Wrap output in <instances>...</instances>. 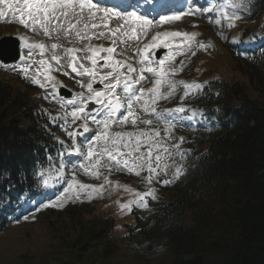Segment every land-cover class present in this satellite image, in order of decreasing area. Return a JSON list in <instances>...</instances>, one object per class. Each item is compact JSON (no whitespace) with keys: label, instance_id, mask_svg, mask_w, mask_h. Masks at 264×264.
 <instances>
[{"label":"snow or ice","instance_id":"snow-or-ice-1","mask_svg":"<svg viewBox=\"0 0 264 264\" xmlns=\"http://www.w3.org/2000/svg\"><path fill=\"white\" fill-rule=\"evenodd\" d=\"M245 7L244 0H225L212 7L168 10L171 14L156 13L158 19L155 16L149 19L147 13L116 11L101 7L93 0H0V22H17L26 30L53 41L48 44L34 41L27 35L20 36L25 52L19 57L22 64L12 70H18L31 84L44 89L47 93L45 100L60 106L61 113H49L48 118L53 124L59 122L71 139V147L65 150L68 155L80 156L86 161L78 171L95 179L103 178V183L99 185L85 184L77 179V171H73L56 201L44 206L62 208L71 200L90 201L102 197L106 186L121 187L110 180L113 172H127L139 177L141 172L146 171L143 179L148 184L161 174L167 175L170 165L164 161L170 157L172 149L179 150L184 138L180 137L176 144L170 143L174 139L176 124L168 121L165 113H184L186 109L181 106L160 112L157 110L158 103L172 98L178 88L184 90L182 100L203 91L207 82L174 79L186 66L183 60L179 65H173L178 55L191 51L193 47L206 50L211 45L196 41L198 34L195 32L180 31L156 32L142 47L139 42L148 37L151 29L199 12H216L227 19L231 27L232 22L241 17L235 11L229 13L228 9ZM113 19L119 23L110 27ZM215 23L220 24L221 20L216 19ZM61 37L69 46L60 42ZM181 37L182 40H176ZM93 40H106L109 46L95 45ZM129 41L138 42L130 57L123 48H118ZM161 48L169 51L162 59H157L155 53ZM191 54L194 56L196 53L193 51ZM65 69H70L77 77L87 78L75 81L82 91L68 99L59 95L58 89L63 84L53 75L54 72L69 75ZM149 79L152 87L145 88L142 82ZM96 84L102 87H94ZM195 115L193 112L188 119H193ZM150 117H155L157 126H153L154 120ZM129 127L132 130H127ZM90 132L94 134L86 137L82 144L77 143L78 136ZM59 143L63 145L64 141ZM178 154L184 157L183 152L178 151ZM63 155L60 154V167L55 169L57 182L65 175ZM105 171L108 175H104ZM181 174L182 169L177 168L174 175L178 178ZM38 176L45 189L53 186L51 169L41 170ZM161 182L166 185L171 181L165 179ZM135 197L132 201L119 204V207L128 211L134 204L147 208V197L156 199L153 189L136 192Z\"/></svg>","mask_w":264,"mask_h":264},{"label":"trees","instance_id":"trees-1","mask_svg":"<svg viewBox=\"0 0 264 264\" xmlns=\"http://www.w3.org/2000/svg\"><path fill=\"white\" fill-rule=\"evenodd\" d=\"M240 66L239 72L250 85L234 83L224 89L223 84L218 98L226 106L234 99L237 103L232 105L243 110V121L217 143L215 165L206 173L210 183L216 177L214 190L206 187L203 201L198 195L180 193L170 205L155 204L139 210L136 225L128 227L118 243L112 217L86 223V206L84 210L73 205L68 211L76 230L68 254L70 264H98L92 250L99 246L101 264L120 252L142 264H264V69ZM7 86V81L0 78V200L2 192L21 187V181L32 184L27 168L50 145L44 125L34 118L31 108L21 111L26 107L25 99L30 105L28 95L20 92L5 96L10 91ZM14 110L27 116L24 120L29 124L25 128L2 119ZM15 172L22 176L13 177ZM201 182L197 179L194 184L199 186Z\"/></svg>","mask_w":264,"mask_h":264},{"label":"rangeland","instance_id":"rangeland-1","mask_svg":"<svg viewBox=\"0 0 264 264\" xmlns=\"http://www.w3.org/2000/svg\"><path fill=\"white\" fill-rule=\"evenodd\" d=\"M16 27L21 26L17 22L12 25L9 23L0 24V37L12 32L17 33ZM23 33H26V29ZM13 68L14 66H0V72H6L9 77H13V74L18 73V70L14 71ZM68 71L70 72V69ZM71 77L87 79L77 77L75 73ZM113 182L118 183L121 187L106 186L102 197L92 199L94 203L93 213L99 217L111 216L114 219V234L119 237L125 233L126 225H134L135 223L132 210H122L119 204L132 201L135 198V192H139V188L133 184L131 178L126 180L122 178L120 181L113 180ZM123 186L130 188L132 191H126ZM55 208L51 209L54 210ZM46 210L43 209V211ZM36 216L31 221L15 226L8 233L0 235V264H70L68 254L71 248L70 243L74 242L73 237L76 230L74 225L72 227L70 224L71 221L67 218L68 215L55 210L51 213L48 211L42 212ZM65 239L66 243H64ZM95 248L96 250H92V256H95L96 262L101 264L99 260L101 246ZM71 252L74 251L71 250ZM103 264L142 263L120 252L104 261ZM144 264L153 263L146 261Z\"/></svg>","mask_w":264,"mask_h":264},{"label":"water","instance_id":"water-1","mask_svg":"<svg viewBox=\"0 0 264 264\" xmlns=\"http://www.w3.org/2000/svg\"><path fill=\"white\" fill-rule=\"evenodd\" d=\"M8 47L10 48V52L5 53L4 48ZM17 54V45L14 42H7L5 43L3 40L0 41V58L3 59L5 62L11 61L15 59V56Z\"/></svg>","mask_w":264,"mask_h":264},{"label":"bare ground","instance_id":"bare-ground-1","mask_svg":"<svg viewBox=\"0 0 264 264\" xmlns=\"http://www.w3.org/2000/svg\"><path fill=\"white\" fill-rule=\"evenodd\" d=\"M18 38L20 37L18 34H15Z\"/></svg>","mask_w":264,"mask_h":264}]
</instances>
